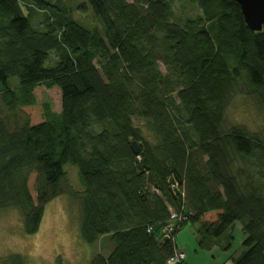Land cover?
I'll return each instance as SVG.
<instances>
[{"label":"trees","instance_id":"1","mask_svg":"<svg viewBox=\"0 0 264 264\" xmlns=\"http://www.w3.org/2000/svg\"><path fill=\"white\" fill-rule=\"evenodd\" d=\"M87 1L100 28L52 0H0V210L18 209L36 234L48 203L71 194L81 238L100 248L90 264H169L176 234L150 229L173 213L205 248L239 222L235 264H264V127L226 121L238 95L264 109V27L252 31L235 0H191L200 14L180 20L174 0ZM43 84L60 87L61 112L37 103ZM68 164L83 190L67 183Z\"/></svg>","mask_w":264,"mask_h":264},{"label":"rangeland","instance_id":"2","mask_svg":"<svg viewBox=\"0 0 264 264\" xmlns=\"http://www.w3.org/2000/svg\"><path fill=\"white\" fill-rule=\"evenodd\" d=\"M52 2L63 6L66 14L71 13L76 20L88 28L101 27L99 19L96 18L87 0H52ZM172 5V16L176 20L200 14L199 8L191 0H174ZM32 22L37 28L46 27L44 12H38ZM162 69L165 71L163 66ZM10 83L15 86L19 83V79L11 77ZM35 97L38 104L47 102L54 112H61L63 96L59 86L49 88L44 84L38 85L35 89ZM226 121L228 125L243 124L252 131H260L264 127V109H261L254 99L238 95L227 108ZM135 124L142 126V121L136 119ZM145 133H147L146 129ZM64 171L67 172V183L74 190L84 189L77 166L68 164L64 167ZM79 212L80 204L72 198L71 194L59 195L48 203L39 231L36 234L27 235L18 209L0 210V258L20 254L26 264H90L94 256L100 252V248L96 244L89 245L81 238ZM189 226L192 227L191 224ZM189 228L183 229L179 239L176 235L177 244L183 242L191 256L193 255L195 262L212 264L213 258L208 250L201 249V255L193 251L190 236H196V229L192 227L193 232H191ZM237 232L236 240L233 241L234 250L242 244L244 236L242 230ZM213 250L217 258H222L221 255L225 253L221 247ZM101 252L104 255L107 249Z\"/></svg>","mask_w":264,"mask_h":264},{"label":"water","instance_id":"3","mask_svg":"<svg viewBox=\"0 0 264 264\" xmlns=\"http://www.w3.org/2000/svg\"><path fill=\"white\" fill-rule=\"evenodd\" d=\"M241 6V11L244 15V19L246 24L250 27L252 31H261L264 27V0H235ZM131 146L134 149L136 154H139L141 151V146L138 144L136 140H132ZM172 183L174 184V196L178 198L181 203H184V194L181 190V186L184 185L185 179L177 169V167H173L172 169ZM150 181H153V178L149 176ZM185 214L191 212V208L188 205H184ZM179 220H171L170 221V232L166 234L164 231V227H161L159 224L153 226L150 231L154 235L155 239H163L168 240L171 236L177 233V228L179 224Z\"/></svg>","mask_w":264,"mask_h":264},{"label":"crops","instance_id":"4","mask_svg":"<svg viewBox=\"0 0 264 264\" xmlns=\"http://www.w3.org/2000/svg\"><path fill=\"white\" fill-rule=\"evenodd\" d=\"M189 225L184 226L183 228H180L177 231L176 235H177L178 239L180 238L181 232L184 231L183 229L185 227H187V228L190 227L189 230L191 232H193V230H192L193 228L192 227H194V226L192 225V227H191ZM241 227L242 226H241V224L239 222L234 223L232 225V229L227 234L223 235L220 238L221 240L219 242L211 245L210 247H206V248L202 247V246L199 247L198 240H197V238H198L197 234H195L196 236H190V240H191V245L193 247V251H195L197 255H199V254L201 255V252H200L201 249L202 250H208V252H210V254L212 256L211 258H213L212 259V264H235V260L234 259L237 256H239L240 254H242V252L244 250L243 247H242V244L239 245L238 248H235V250L233 249V241L236 240L235 234L238 233L237 230H239L241 232V230H242ZM194 229H195V227H194ZM195 232H196V230H195ZM176 235H175V237H176ZM177 245H178V248L181 251L185 252L186 258L184 260V264H199L198 262L194 261L193 255L191 256V253L188 250V247L186 245H184L183 242H179ZM217 247L218 248L221 247L223 250H225V253H223L221 255L222 258H217L216 254H215V250H213L214 248H217ZM169 264H175V263L169 261Z\"/></svg>","mask_w":264,"mask_h":264},{"label":"built area","instance_id":"5","mask_svg":"<svg viewBox=\"0 0 264 264\" xmlns=\"http://www.w3.org/2000/svg\"><path fill=\"white\" fill-rule=\"evenodd\" d=\"M174 219L180 221V217H177V215L173 213L172 220ZM169 230H170V226H167V228H165V231L168 232ZM185 258H186L185 252L178 250L176 251L175 255L170 259V261L175 264H184Z\"/></svg>","mask_w":264,"mask_h":264},{"label":"bare ground","instance_id":"6","mask_svg":"<svg viewBox=\"0 0 264 264\" xmlns=\"http://www.w3.org/2000/svg\"><path fill=\"white\" fill-rule=\"evenodd\" d=\"M174 220H176V219H174ZM168 226H171V225L169 224ZM164 231H165V228H164ZM169 232H170V231L166 232V234H168Z\"/></svg>","mask_w":264,"mask_h":264}]
</instances>
